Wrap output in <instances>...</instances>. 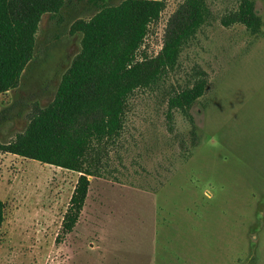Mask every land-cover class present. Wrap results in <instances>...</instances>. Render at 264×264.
Here are the masks:
<instances>
[{
  "label": "rangeland",
  "instance_id": "obj_1",
  "mask_svg": "<svg viewBox=\"0 0 264 264\" xmlns=\"http://www.w3.org/2000/svg\"><path fill=\"white\" fill-rule=\"evenodd\" d=\"M156 1L164 9L138 59L160 53L181 3ZM251 1L259 33L223 25L241 0H206L209 15L175 66L129 97L121 135L87 156L97 176L88 177L70 233L63 234L62 220L79 174L0 152V264H264V0ZM93 13L89 0H69L62 21L42 18L17 87L0 94V143L53 100L80 49L70 26ZM199 82L204 92L187 110L169 108L171 98ZM123 186L142 192L136 196L163 195L157 210L175 221L168 250L158 239L157 252L141 232L142 215L148 226L153 221L150 198L125 202Z\"/></svg>",
  "mask_w": 264,
  "mask_h": 264
},
{
  "label": "trees",
  "instance_id": "obj_2",
  "mask_svg": "<svg viewBox=\"0 0 264 264\" xmlns=\"http://www.w3.org/2000/svg\"><path fill=\"white\" fill-rule=\"evenodd\" d=\"M89 0L94 13L70 26L80 35V49L63 74L53 100L36 107L23 132L0 152L78 173V179L62 220L63 234L79 221L89 189V176H97L87 164L95 145L121 135L129 97L138 89L155 85L178 61L184 47L205 23L206 0H181L168 21L163 46L154 58H137L164 4L156 0ZM69 0H0V94L17 87L25 66L33 57L36 35L44 16L62 21ZM224 26L241 24L259 33L262 22L251 0H241L237 12ZM205 89L203 82L183 90L169 101L170 109L187 110ZM90 167V168H89ZM100 177V176H98ZM3 221L0 205V226Z\"/></svg>",
  "mask_w": 264,
  "mask_h": 264
},
{
  "label": "crops",
  "instance_id": "obj_3",
  "mask_svg": "<svg viewBox=\"0 0 264 264\" xmlns=\"http://www.w3.org/2000/svg\"><path fill=\"white\" fill-rule=\"evenodd\" d=\"M121 190L125 191L126 193L127 192L129 193V194L127 193L126 197H123V199H122L125 202H129V200L134 199L135 202L142 203V201L147 200L146 199L147 197L150 198L147 200V202H148V204L150 203V204H153V206H154L153 207V211H154L153 212V219H152L153 221L151 222V225L148 226V223H147L148 221L146 222L145 216L142 215L143 220L141 222V232L149 236L150 240L152 241V247L155 250L157 247H159L157 245L158 239H161L162 242H166L163 244L164 248H161V249L162 250H168L170 248V243H171L170 240H172L174 238L173 235L175 234V233L172 234L173 228L175 226V221H174V217H172V214L169 211L166 212V210H164V208H163L162 211H160L161 213L159 214V212L157 210V207L155 204L156 203L157 204L162 203V196L163 195L159 199V193H158L159 191L157 192L158 193L157 196H155V194L152 196V193L150 191L144 193V194H147V196H142V194H139L140 196L139 195L136 196V195H133V193H142V192H138L137 190L131 189L129 187L121 188ZM154 196H155V198H154ZM125 207H126V205H125ZM126 211H127V209H126ZM132 215L135 219L137 216H141L140 214L138 215V212H136V211ZM175 254H179V253H175Z\"/></svg>",
  "mask_w": 264,
  "mask_h": 264
}]
</instances>
